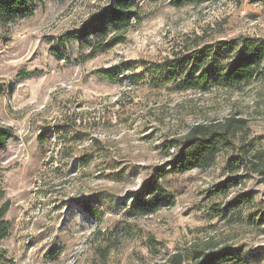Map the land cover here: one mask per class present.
Returning a JSON list of instances; mask_svg holds the SVG:
<instances>
[{
  "label": "rangeland",
  "instance_id": "obj_1",
  "mask_svg": "<svg viewBox=\"0 0 264 264\" xmlns=\"http://www.w3.org/2000/svg\"><path fill=\"white\" fill-rule=\"evenodd\" d=\"M107 2L32 0V17L0 27V127L12 132L0 148L1 263L165 264L226 248L264 264V61L240 87L165 80L202 47L264 44V0H137L139 22L110 50L60 44ZM142 61L163 66L156 80ZM231 118L242 124L213 166L169 172L172 141ZM149 181L169 200L153 213L133 197Z\"/></svg>",
  "mask_w": 264,
  "mask_h": 264
},
{
  "label": "trees",
  "instance_id": "obj_2",
  "mask_svg": "<svg viewBox=\"0 0 264 264\" xmlns=\"http://www.w3.org/2000/svg\"><path fill=\"white\" fill-rule=\"evenodd\" d=\"M172 1L176 8H181L183 5L198 4L208 0ZM137 8V0H108L106 5L81 23L77 30L61 38L60 44L64 45L66 38L75 39L89 48L87 57H92L99 50H110L122 43L123 37L119 36L120 34H125L133 24L139 22L140 15ZM32 14V0H0V27L30 18ZM56 52L55 54H58ZM220 60H227L223 71L215 69ZM263 61L264 44L259 40L257 42L251 38H243L242 41L220 43L214 48L205 46L194 50L184 59L183 63L177 59L171 61L172 64L167 71L169 74H166L165 80L166 82L176 81L183 91L206 90L209 83L226 88L240 87L259 75ZM141 67L146 72H150L153 79L157 73H162L163 68L162 65L149 64L145 61L141 62ZM123 68L125 71L134 69L130 64L124 65ZM101 73L108 79L117 76L112 69L101 70ZM239 124H242L240 120L231 118L216 126L206 124L192 126L181 141H172L177 152L173 162L169 164L171 167L169 172L185 173L193 169L213 166L220 150L230 145L228 140L232 132L240 128ZM11 136V129L0 127V148L4 147ZM232 161L230 164L232 170L237 169L240 161ZM139 190L133 197L142 208H147L149 212L158 211L161 202L169 201L166 199V191L153 182L145 183ZM9 209L8 202L0 205V241L6 239L11 229L10 223L5 220ZM0 264H2L1 258ZM165 264L248 263L241 261L238 254L231 249L223 248L217 252L194 251L190 259L186 260L180 254H175Z\"/></svg>",
  "mask_w": 264,
  "mask_h": 264
}]
</instances>
